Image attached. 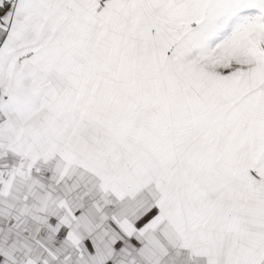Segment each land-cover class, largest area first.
Listing matches in <instances>:
<instances>
[{
  "label": "snow or ice",
  "instance_id": "1",
  "mask_svg": "<svg viewBox=\"0 0 264 264\" xmlns=\"http://www.w3.org/2000/svg\"><path fill=\"white\" fill-rule=\"evenodd\" d=\"M0 264H264V0H0Z\"/></svg>",
  "mask_w": 264,
  "mask_h": 264
}]
</instances>
